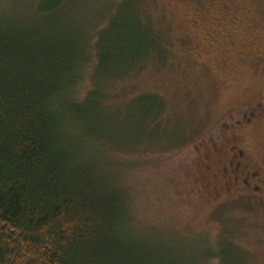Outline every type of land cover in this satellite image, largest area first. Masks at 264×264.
I'll return each instance as SVG.
<instances>
[{
    "label": "rangeland",
    "instance_id": "obj_1",
    "mask_svg": "<svg viewBox=\"0 0 264 264\" xmlns=\"http://www.w3.org/2000/svg\"><path fill=\"white\" fill-rule=\"evenodd\" d=\"M66 1L71 15L84 24L101 20L99 28L114 10L107 14L108 4L121 2ZM36 2L0 0V20L23 19ZM139 6L159 35L161 56L108 87L103 104L119 110L117 121L93 120L85 105L83 138L100 135L112 163L106 171L129 191L132 220L152 245L175 246L188 264H264V199L226 191L224 173L205 168L215 147L233 144L264 178V0ZM90 56L72 91L77 101L92 90Z\"/></svg>",
    "mask_w": 264,
    "mask_h": 264
},
{
    "label": "trees",
    "instance_id": "obj_2",
    "mask_svg": "<svg viewBox=\"0 0 264 264\" xmlns=\"http://www.w3.org/2000/svg\"><path fill=\"white\" fill-rule=\"evenodd\" d=\"M66 2L0 20V264H188L140 233L100 135L83 138L85 105L93 120L117 121L107 89L160 55L159 35L139 0L108 4L100 28ZM90 55L92 90L77 101Z\"/></svg>",
    "mask_w": 264,
    "mask_h": 264
},
{
    "label": "flooded vegetation",
    "instance_id": "obj_3",
    "mask_svg": "<svg viewBox=\"0 0 264 264\" xmlns=\"http://www.w3.org/2000/svg\"><path fill=\"white\" fill-rule=\"evenodd\" d=\"M233 127L237 129L239 126L236 124ZM223 149L221 151V148L215 147L214 154L217 155V158L214 161L211 160L208 165H205V168L214 172L215 177H218L220 173H224L221 175L222 180L219 183L226 187V191L236 189L258 195V197L264 199V178L257 170L252 171L250 169V159L246 153L241 149H237L233 144L228 145L227 148L225 145ZM220 189H223V187Z\"/></svg>",
    "mask_w": 264,
    "mask_h": 264
}]
</instances>
